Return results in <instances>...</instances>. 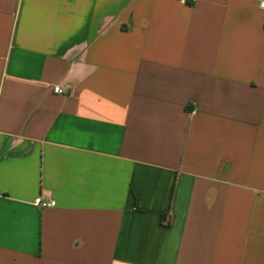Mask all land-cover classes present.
<instances>
[{
  "label": "crops",
  "instance_id": "obj_1",
  "mask_svg": "<svg viewBox=\"0 0 264 264\" xmlns=\"http://www.w3.org/2000/svg\"><path fill=\"white\" fill-rule=\"evenodd\" d=\"M263 1L0 0V264H264Z\"/></svg>",
  "mask_w": 264,
  "mask_h": 264
},
{
  "label": "built area",
  "instance_id": "obj_2",
  "mask_svg": "<svg viewBox=\"0 0 264 264\" xmlns=\"http://www.w3.org/2000/svg\"><path fill=\"white\" fill-rule=\"evenodd\" d=\"M261 7L264 8V1L261 2ZM54 91L60 92V87L55 86ZM34 204L40 208L53 207L56 205V201L52 198L50 191H42V193L34 200Z\"/></svg>",
  "mask_w": 264,
  "mask_h": 264
},
{
  "label": "trees",
  "instance_id": "obj_3",
  "mask_svg": "<svg viewBox=\"0 0 264 264\" xmlns=\"http://www.w3.org/2000/svg\"><path fill=\"white\" fill-rule=\"evenodd\" d=\"M163 221H165V216L163 217ZM169 223V221H167V224Z\"/></svg>",
  "mask_w": 264,
  "mask_h": 264
}]
</instances>
